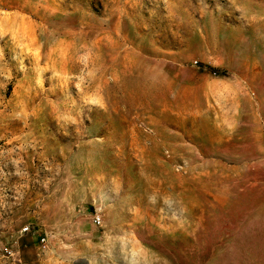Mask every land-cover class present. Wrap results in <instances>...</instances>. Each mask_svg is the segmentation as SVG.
I'll use <instances>...</instances> for the list:
<instances>
[{"label":"rangeland","instance_id":"obj_1","mask_svg":"<svg viewBox=\"0 0 264 264\" xmlns=\"http://www.w3.org/2000/svg\"><path fill=\"white\" fill-rule=\"evenodd\" d=\"M0 264H264V0H0Z\"/></svg>","mask_w":264,"mask_h":264},{"label":"built area","instance_id":"obj_2","mask_svg":"<svg viewBox=\"0 0 264 264\" xmlns=\"http://www.w3.org/2000/svg\"><path fill=\"white\" fill-rule=\"evenodd\" d=\"M96 222L99 223L100 222V219L97 218L96 219ZM22 232H29V233H37V231H34L32 228H30L29 226L28 227H25ZM38 240L40 242V244L42 245H46L47 243V237L46 235H39L38 236ZM3 252L5 253L6 256H11V251H9L8 249H3Z\"/></svg>","mask_w":264,"mask_h":264}]
</instances>
